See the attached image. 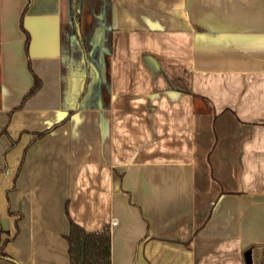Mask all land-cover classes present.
Instances as JSON below:
<instances>
[{"label":"crops","instance_id":"obj_1","mask_svg":"<svg viewBox=\"0 0 264 264\" xmlns=\"http://www.w3.org/2000/svg\"><path fill=\"white\" fill-rule=\"evenodd\" d=\"M103 5L0 0V264H264V0Z\"/></svg>","mask_w":264,"mask_h":264},{"label":"trees","instance_id":"obj_2","mask_svg":"<svg viewBox=\"0 0 264 264\" xmlns=\"http://www.w3.org/2000/svg\"><path fill=\"white\" fill-rule=\"evenodd\" d=\"M77 0H70L72 20L78 22L79 9ZM86 50V48H84ZM94 49V47L92 48ZM88 55V51H86ZM41 81L34 76L33 85L24 98L32 95L40 86ZM0 226V232H1ZM70 264H110V234L107 227L100 230L87 231L79 224L70 221L66 234Z\"/></svg>","mask_w":264,"mask_h":264},{"label":"rangeland","instance_id":"obj_3","mask_svg":"<svg viewBox=\"0 0 264 264\" xmlns=\"http://www.w3.org/2000/svg\"><path fill=\"white\" fill-rule=\"evenodd\" d=\"M68 0V8H69V2ZM102 2V3H101ZM103 2L104 0H77V9H79L80 15H79V27H76V29L81 32L82 35V44L87 48V50H91L95 46V36L94 31H96L98 24H101L105 20V16L102 14V8H103ZM69 11V17L70 10ZM69 18V19H70ZM71 23L73 25H77L78 23H74V21L71 18ZM77 31V30H76ZM90 60L95 62V56L90 55ZM92 79L93 77L90 76V83L88 84V94L90 95L91 87H92ZM93 92L92 95L86 96L83 99H81V103H89L93 102Z\"/></svg>","mask_w":264,"mask_h":264},{"label":"water","instance_id":"obj_4","mask_svg":"<svg viewBox=\"0 0 264 264\" xmlns=\"http://www.w3.org/2000/svg\"><path fill=\"white\" fill-rule=\"evenodd\" d=\"M92 66H94L92 63H91ZM95 68V67H94Z\"/></svg>","mask_w":264,"mask_h":264}]
</instances>
